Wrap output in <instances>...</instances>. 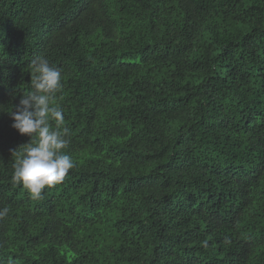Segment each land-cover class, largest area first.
<instances>
[{
    "label": "trees",
    "instance_id": "obj_1",
    "mask_svg": "<svg viewBox=\"0 0 264 264\" xmlns=\"http://www.w3.org/2000/svg\"><path fill=\"white\" fill-rule=\"evenodd\" d=\"M40 56L74 167L33 200L10 113ZM4 207L0 264H264V0H0Z\"/></svg>",
    "mask_w": 264,
    "mask_h": 264
},
{
    "label": "clouds",
    "instance_id": "obj_2",
    "mask_svg": "<svg viewBox=\"0 0 264 264\" xmlns=\"http://www.w3.org/2000/svg\"><path fill=\"white\" fill-rule=\"evenodd\" d=\"M61 69L40 56L32 61L31 91L20 98L19 105L10 114L12 127L21 135L31 137V141L14 151L12 181L22 184L33 200L42 198L46 186L61 182L74 162L63 150L70 140L69 129L63 127V109L58 103V93L62 88ZM54 122V127H53ZM9 209H0V219L5 218ZM224 243H230L225 238ZM207 247V241L203 242Z\"/></svg>",
    "mask_w": 264,
    "mask_h": 264
}]
</instances>
